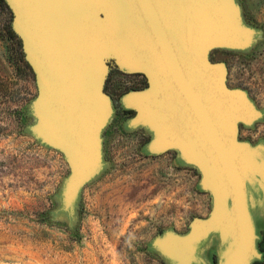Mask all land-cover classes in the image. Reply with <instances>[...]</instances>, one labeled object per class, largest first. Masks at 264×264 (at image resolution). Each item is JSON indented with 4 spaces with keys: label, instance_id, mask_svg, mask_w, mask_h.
Here are the masks:
<instances>
[{
    "label": "water",
    "instance_id": "1",
    "mask_svg": "<svg viewBox=\"0 0 264 264\" xmlns=\"http://www.w3.org/2000/svg\"><path fill=\"white\" fill-rule=\"evenodd\" d=\"M4 1L40 90L31 111L48 118L29 131L62 151L70 168L61 212L71 214L82 185L100 168L95 136L108 115L100 87L103 58L111 55L148 84L123 98L136 112L129 127L144 124L152 133L150 155L178 151L211 197L206 217L192 218L184 235L166 231L152 248L168 264H206L200 244L226 231L232 246L217 264L259 258L249 204L264 202V145L239 142L237 126L260 114L243 91L226 87L224 64L206 58L210 47H245L233 1Z\"/></svg>",
    "mask_w": 264,
    "mask_h": 264
},
{
    "label": "rangeland",
    "instance_id": "2",
    "mask_svg": "<svg viewBox=\"0 0 264 264\" xmlns=\"http://www.w3.org/2000/svg\"><path fill=\"white\" fill-rule=\"evenodd\" d=\"M232 1L245 47H210L206 58L224 64L226 87L243 91L259 112L250 126H237V140L254 147L264 145V0ZM13 18L0 4V76L23 96L21 103L16 97L9 105L26 111L17 123L5 122L0 133V264H168L152 248L153 240L166 231L186 234L192 218L208 215L211 197L199 189L200 174L181 162L178 151L150 155L146 145L152 133L144 124L129 127L136 112L125 107L123 98L146 89V79L120 69L111 55L103 58L100 88L108 115L95 136L100 168L66 215L61 195L70 168L62 151L29 131L48 118L31 111L40 95L34 76H14L17 45L6 34L7 26L14 33ZM254 203L249 207L259 224H254L259 254L264 220L257 210L264 215V202L257 198ZM231 246L222 231L203 241L198 254L206 264H217Z\"/></svg>",
    "mask_w": 264,
    "mask_h": 264
},
{
    "label": "trees",
    "instance_id": "3",
    "mask_svg": "<svg viewBox=\"0 0 264 264\" xmlns=\"http://www.w3.org/2000/svg\"><path fill=\"white\" fill-rule=\"evenodd\" d=\"M0 4L8 11V8L3 0H0ZM6 34L8 38L13 40L17 45L16 53H17V61L19 62V66L15 71L14 76L15 75L19 77L25 76L30 80H32L33 73L29 65L23 59L22 53L20 51V43L17 40L15 34L11 31V29L8 26L6 27ZM12 83L13 82H11L9 78L5 76H0V133L4 130L2 125L5 122H9L10 124L17 123L20 119L25 118L26 116V111L24 106L12 108L9 105L11 101L16 97H17V101H19L20 103L23 100V96H18L17 91L11 89Z\"/></svg>",
    "mask_w": 264,
    "mask_h": 264
},
{
    "label": "flooded vegetation",
    "instance_id": "4",
    "mask_svg": "<svg viewBox=\"0 0 264 264\" xmlns=\"http://www.w3.org/2000/svg\"><path fill=\"white\" fill-rule=\"evenodd\" d=\"M262 215V220H264V215L260 209L257 210ZM256 212V210H255ZM255 227L259 226L258 222L254 220ZM264 229V227H262ZM258 236H261L257 241V249L260 254V257L255 259L252 264H264V231L260 232Z\"/></svg>",
    "mask_w": 264,
    "mask_h": 264
}]
</instances>
